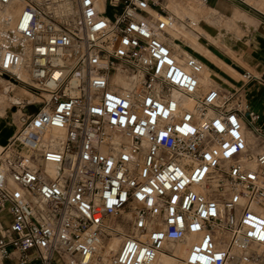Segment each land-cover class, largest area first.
<instances>
[{"label":"built area","instance_id":"2783aa9c","mask_svg":"<svg viewBox=\"0 0 264 264\" xmlns=\"http://www.w3.org/2000/svg\"><path fill=\"white\" fill-rule=\"evenodd\" d=\"M168 2L0 0V78L29 96L0 149V264H154L191 237L179 264H264V127L243 86L201 84Z\"/></svg>","mask_w":264,"mask_h":264},{"label":"crops","instance_id":"0c3cea01","mask_svg":"<svg viewBox=\"0 0 264 264\" xmlns=\"http://www.w3.org/2000/svg\"><path fill=\"white\" fill-rule=\"evenodd\" d=\"M203 4L211 10L214 16L210 17L214 21L220 25L229 21L232 30L229 29L228 35L219 32L213 35L205 30L208 38L203 39L204 45L198 46L197 54L191 55L198 58L208 70L219 69L224 77L222 79L232 88L243 86L246 101L260 117L258 125L264 127V86L255 81L242 82L245 72L258 73L264 70V0H207ZM209 37H213L216 45ZM217 44L233 54L219 49ZM10 122H13L12 118L9 116L5 120L4 113L0 112V148L9 142L18 128L16 123L10 125Z\"/></svg>","mask_w":264,"mask_h":264},{"label":"rangeland","instance_id":"374dc122","mask_svg":"<svg viewBox=\"0 0 264 264\" xmlns=\"http://www.w3.org/2000/svg\"><path fill=\"white\" fill-rule=\"evenodd\" d=\"M21 8L22 3H19L14 7V13L18 14ZM168 9L178 17H189L197 23V27L195 28V30L177 27L174 31L169 33L168 40L171 42L172 46L184 57L185 55L183 54V49L187 51L189 55L191 53L194 55L197 54L198 46L202 44L204 45L203 39L208 38V32L206 31H209V33L211 32L213 35H215L216 32L225 33L228 35L229 29L232 30V24L229 21H226L225 25H220L217 21H214V19L210 17L214 16L213 14H211V10L206 8V6L200 0H169ZM108 14L112 15L110 9L108 10ZM237 32L240 33L239 30H237ZM209 38L212 40L213 44L216 45L213 37ZM217 45L219 49L222 48L223 50H226L221 44ZM227 52L229 54H233L229 50ZM219 55L221 56V54ZM178 59L179 61H181L180 58ZM214 71L208 70L204 65V73L206 76L205 79L203 78L204 82L201 83L204 87L222 84L227 89H233L231 85L226 84L224 79H222L224 77L222 76V73H219V69L215 68ZM6 89H8L6 82L2 78H0V112L4 113L5 120L9 116L12 118L13 122H10V125H13L14 123L18 125V128L15 130V132H17L22 126V120L20 119L22 115L19 112V107L13 106L10 100L19 98L21 99L19 100L20 103H23V99L29 96L27 93L18 88H14V94L9 95V90L7 91V93H4ZM14 108H16V110H14ZM15 111H17L18 113L15 114ZM186 246H181V256H172L170 254L171 252H169V248L168 251H166L161 256V258L167 259L168 264H179V259L183 257ZM173 247L174 246H172V248ZM176 249H171L170 251L175 252Z\"/></svg>","mask_w":264,"mask_h":264},{"label":"bare ground","instance_id":"6f19581e","mask_svg":"<svg viewBox=\"0 0 264 264\" xmlns=\"http://www.w3.org/2000/svg\"><path fill=\"white\" fill-rule=\"evenodd\" d=\"M22 7H23V4H22ZM99 10H103V6L100 4L99 5ZM22 9V8H21ZM21 11V10H20ZM19 11V12H20ZM183 54L185 55V57L186 56H188L189 55V53L187 52V51H185L184 49H183ZM179 60V59H178ZM205 73H204V70H203V72H202V74H201V76H200V81H201V83H203L204 81H203V78L205 79ZM114 81L116 82H123L120 78H115L114 79ZM7 88H8V86H7ZM10 91L11 89H6L5 90V93H7V91ZM11 102H12V104H13V106H18L19 107V112H20V114L22 115L23 114V112H24V110L22 109L23 107H21L22 106V102L20 103V101L18 100V99H11L10 100ZM247 141H248V143L249 144H251L252 142H253V138L250 136V135H248L247 136ZM258 211H260V212H263L264 213V210H260V209H258ZM196 241V238H194V237H191V238H189V241H188V245L186 246V245H166L165 247H164V250L158 255V257H157V259H156V261H155V263L154 264H168L167 263V259H163V258H161V256L166 252V251H168V249L170 248V250L172 249H176V251L175 252H172V251H170L169 250V252H171L170 254L172 255V256H175V257H177V256H181V253H180V248H181V246H186V248H185V251H184V254H183V257L182 258H184L185 256H186V254H187V248L189 247V246H191L194 242ZM172 246H174L173 248H172ZM176 247V248H175ZM255 247L254 246H252L251 247V249H254ZM165 256V255H164ZM229 264H250V263H245V262H241V261H234V262H232V263H229Z\"/></svg>","mask_w":264,"mask_h":264}]
</instances>
